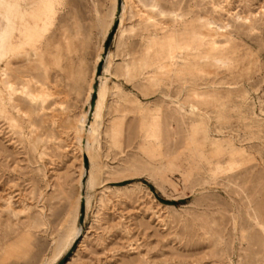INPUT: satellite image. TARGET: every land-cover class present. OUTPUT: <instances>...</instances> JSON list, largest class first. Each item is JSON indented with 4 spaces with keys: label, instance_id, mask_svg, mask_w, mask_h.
Instances as JSON below:
<instances>
[{
    "label": "rangeland",
    "instance_id": "obj_1",
    "mask_svg": "<svg viewBox=\"0 0 264 264\" xmlns=\"http://www.w3.org/2000/svg\"><path fill=\"white\" fill-rule=\"evenodd\" d=\"M115 2L0 0V264H264V0Z\"/></svg>",
    "mask_w": 264,
    "mask_h": 264
},
{
    "label": "bare ground",
    "instance_id": "obj_2",
    "mask_svg": "<svg viewBox=\"0 0 264 264\" xmlns=\"http://www.w3.org/2000/svg\"><path fill=\"white\" fill-rule=\"evenodd\" d=\"M124 4H125V0H122L121 10H120L119 15L117 17L116 16L117 0H116L115 9H114L111 21H110L108 28L106 30L105 36H107L109 30L111 29L113 21L115 20V18H118V20H119L118 29L121 26V24H122V13H123L122 10H123ZM102 51H103V47L101 49L98 60L101 59ZM106 68H107V66H106ZM106 71H107V69L104 70V72H106ZM91 80L93 81V79H91ZM101 80H102L101 84L100 85L98 84L99 85L98 90L96 89V91H94V89L92 88V91H91V94H96V100L94 101V111L91 112V110H89L88 112L84 113L82 119L79 120V124L77 125V132H78L77 139H78V142L82 145L83 150H85L84 156H86L88 161H89V168H87V167L84 168L85 170L83 169L84 171L82 170V173H81V176H82L81 184H82V180H85L84 184H82V185H84V187H86L87 190L92 189L94 184H95L94 177H93L94 163H93L91 152H92V148H93L94 143L97 142V137H98V133H99V126H100L99 120H100L101 111L103 109L105 96H106V80H105V78L103 76L95 78V82L101 81ZM86 157H84V158H86ZM81 200H83L82 194H80L79 202ZM88 203H89V198H88V196H85V205L87 206ZM78 234H79V230L76 228H74L71 231V233L68 237V241L65 245V248H63L61 251H59L54 256V258L52 259V264L58 263L60 258L64 255V253L67 250H69V248L72 246L73 242L78 237Z\"/></svg>",
    "mask_w": 264,
    "mask_h": 264
},
{
    "label": "water",
    "instance_id": "obj_3",
    "mask_svg": "<svg viewBox=\"0 0 264 264\" xmlns=\"http://www.w3.org/2000/svg\"><path fill=\"white\" fill-rule=\"evenodd\" d=\"M121 10V0H118L117 1V10H116V16L118 17L119 15V12ZM119 23V20L118 18H116L114 21H113V24H112V27L110 29V31L108 32L107 34V37L105 39V42H104V46H103V54H102V59L105 58V55H106V52H107V49L109 47V44L111 42V39L113 37V34L117 28V25ZM101 71V63L99 64V67L97 68V71H96V74L98 75L99 72ZM93 89L94 91H96L97 89V83H95L93 85ZM95 95L96 94H93V97H92V102L91 104H93L94 100H95ZM85 180H82V184H84ZM83 213H84V209H83V200L80 201V216H79V223L82 224L83 223ZM75 248V245L72 246V248L68 251V253L66 254V256L58 263V264H64L66 262V260L68 259L69 255L72 253L73 249Z\"/></svg>",
    "mask_w": 264,
    "mask_h": 264
}]
</instances>
